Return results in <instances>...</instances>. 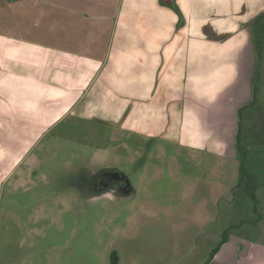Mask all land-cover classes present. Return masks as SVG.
<instances>
[{
	"label": "crops",
	"instance_id": "obj_1",
	"mask_svg": "<svg viewBox=\"0 0 264 264\" xmlns=\"http://www.w3.org/2000/svg\"><path fill=\"white\" fill-rule=\"evenodd\" d=\"M263 16L264 0H0V192L70 119L235 158ZM208 264H264V246L230 236Z\"/></svg>",
	"mask_w": 264,
	"mask_h": 264
},
{
	"label": "rangeland",
	"instance_id": "obj_2",
	"mask_svg": "<svg viewBox=\"0 0 264 264\" xmlns=\"http://www.w3.org/2000/svg\"><path fill=\"white\" fill-rule=\"evenodd\" d=\"M254 35L264 57V16ZM262 66L249 112L259 118L240 128L235 158L217 147L197 149L71 119L48 129L1 185L0 264H114V253L116 264H208L226 233L264 246ZM38 129L34 138L44 130ZM94 152H100L97 165L103 159L129 175L135 198L89 207L77 206L72 193L48 200L65 180L48 190L42 184Z\"/></svg>",
	"mask_w": 264,
	"mask_h": 264
},
{
	"label": "flooded vegetation",
	"instance_id": "obj_3",
	"mask_svg": "<svg viewBox=\"0 0 264 264\" xmlns=\"http://www.w3.org/2000/svg\"><path fill=\"white\" fill-rule=\"evenodd\" d=\"M100 152H94L91 156L82 155L81 163L77 167L67 168L63 173H54L49 181L42 186L31 182L34 187H42L48 190L59 185V178L65 180L66 186L52 192L51 198H62L64 193H72L75 196L77 206L89 207L101 202L120 205L123 201L133 200L136 196V188L129 175L115 165H110L100 158ZM34 162H40L35 158ZM96 164V165H95ZM35 173H33L34 175ZM29 179V178H28Z\"/></svg>",
	"mask_w": 264,
	"mask_h": 264
},
{
	"label": "trees",
	"instance_id": "obj_4",
	"mask_svg": "<svg viewBox=\"0 0 264 264\" xmlns=\"http://www.w3.org/2000/svg\"><path fill=\"white\" fill-rule=\"evenodd\" d=\"M170 6H172L174 9H176V7L174 6L173 3H171ZM254 33H255V31H254ZM254 39H255V35H254ZM229 237H230V236H229L227 233H226V235H224V238H223L222 242H221V243L219 244V246L213 251V253H212V255H211V258H210V261L213 260L214 256L218 253V251L220 250V248L222 247V245H223L224 243H226V242L229 241ZM113 258H114V264H116V263H117V254H116V253L113 254Z\"/></svg>",
	"mask_w": 264,
	"mask_h": 264
},
{
	"label": "water",
	"instance_id": "obj_5",
	"mask_svg": "<svg viewBox=\"0 0 264 264\" xmlns=\"http://www.w3.org/2000/svg\"><path fill=\"white\" fill-rule=\"evenodd\" d=\"M167 1V3H170L172 0H166Z\"/></svg>",
	"mask_w": 264,
	"mask_h": 264
}]
</instances>
